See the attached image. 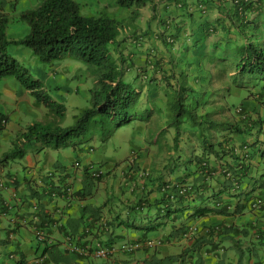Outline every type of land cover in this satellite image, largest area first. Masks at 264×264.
Segmentation results:
<instances>
[{
  "label": "trees",
  "instance_id": "16d2710c",
  "mask_svg": "<svg viewBox=\"0 0 264 264\" xmlns=\"http://www.w3.org/2000/svg\"><path fill=\"white\" fill-rule=\"evenodd\" d=\"M164 1H171L175 8L183 13L184 20L174 22L160 16L158 5ZM116 3L122 8L137 7L133 13L135 22L140 15V9L151 5L152 15L149 23L154 21L157 23L156 39H159L171 51H174L177 46L183 55L184 58L174 60L178 61V67L181 65L180 71L176 74L175 68L171 64V71H165L161 66V61L148 59V62H153L152 67L162 71L163 79L168 82L167 86H174V80L177 82V87L174 90V93L177 94L174 102L177 116L172 119V123L180 126L184 116H193V112L196 110V123L201 126V132L196 136L202 146L199 149V154L193 152V155L183 162L182 166L186 170L183 178L171 184L164 183V185H169H165L166 187L163 189L165 196L161 201H158L160 206L154 209V213H151L152 205L148 203L147 198L140 199L137 205L130 209V212L134 213L133 222L127 223L126 227L142 232V235L135 241H143L150 238L149 234L166 226L169 222L180 221L189 209L193 211L189 217L195 218L210 215L232 216L239 213L244 209L245 203H241L239 200L236 207L230 210V203L224 201L221 193L227 188L230 191L238 190L248 174V167L244 162L246 160L245 152L251 144L243 143L240 147L235 148L231 143V136L235 134L249 135L251 130L255 129L254 120L249 115L243 101L238 107L240 112L236 113L238 115L236 122L214 120L211 118L212 112L197 114L200 107L201 109L204 107L202 103L195 100V86L192 80L189 81V78L193 70H198L201 60L194 57L191 49H195L198 42H201V49L214 48L217 51L219 48H225L227 54H232L236 58V62L232 63L229 68L235 71L236 77L234 76L233 79L227 77L228 92L232 86L239 89L250 87L252 83H255L260 88L256 93H253V96L257 101L264 100V0H194L193 2L192 0H116ZM196 13L197 17H195ZM213 13H216L217 17L211 18ZM20 18L26 21L30 27L28 35L22 39H9L7 37L8 18L0 14V85L6 77L16 78L30 94L36 97L38 102L47 105L50 111L59 117L65 113V105L52 100L46 94L40 80L30 79L29 70L8 53L11 46L24 45L30 48L41 63H52L66 57L76 56L85 64L105 68L106 71L99 78L102 87L94 92L92 106L82 110L73 125L64 127L56 123L43 122L30 124L17 137L12 152L0 162L7 161L9 157H24L28 145H36L38 151L46 148L58 150L72 144L75 146L74 139L80 138L87 132L89 123L95 117H98L94 121L98 126H104L109 120H119V125L131 122L132 116L128 113V109L137 98L134 93L139 94L142 89L140 88L136 92L132 86L133 82H128L125 79L129 70V65H125V63L130 60L122 56L121 42L118 41L122 29L115 19L103 14L99 16L84 15L82 5L76 0H43L36 8L23 11ZM198 20L200 22L195 26ZM158 32L159 35H157ZM141 39L143 38L139 37L138 40ZM179 39L184 41L183 46L178 43ZM189 42L193 43L192 48ZM211 71L212 68L209 69L210 73ZM228 72V69L223 71L222 79L227 76ZM186 92H191L192 102H196V107H186V103L183 102V93ZM2 121L6 123L7 117L0 118V130L4 126L1 124ZM210 128L221 130V138L214 139V136L208 133ZM181 135L182 132L177 128L174 145L179 144L178 140ZM238 152L243 156H238ZM211 156L214 159L230 156L238 163L232 165L225 162L216 166L212 164ZM240 157L241 161H239ZM174 166L176 167V165ZM171 167L172 165H169L168 168L171 169ZM176 168L171 170L175 172ZM82 170L83 185L75 193L82 194L83 198L87 199L91 198L93 194L95 180L101 178L90 174V166H85ZM228 173L229 176H227ZM191 177L192 181L188 182ZM219 177H221L220 180H218ZM215 182L219 184L217 192L214 191ZM166 188L170 190L169 194ZM30 189L31 195L37 193L31 187H29ZM181 189H185L183 194L180 193ZM172 193L175 198H170ZM208 202L211 207L206 206ZM175 204L179 207L172 209L171 207ZM192 204L194 205L191 207ZM42 218L40 216L38 225L44 229L47 216H42ZM147 219H153L154 222L144 225V220ZM138 220L142 223L135 224ZM219 226H221L219 231L215 230V226H210L207 234L200 235L199 232L193 234L189 245L180 255L165 259L167 264H203V255L214 254L217 256L221 254L219 250L224 248L221 244L225 235H229L231 247L235 248L234 251L239 256L237 264H246V248L243 249L244 243L241 244L239 235V233H244L246 237V229H241L239 233L233 235L232 229L225 225ZM188 228L189 226L184 223L174 226L169 234L170 241L179 239ZM261 236L257 235L256 238L259 239ZM146 249L148 248L142 250ZM64 253L59 258L60 260L56 259V264L65 261L66 253ZM22 262L21 259L16 264H22Z\"/></svg>",
  "mask_w": 264,
  "mask_h": 264
},
{
  "label": "rangeland",
  "instance_id": "374dc122",
  "mask_svg": "<svg viewBox=\"0 0 264 264\" xmlns=\"http://www.w3.org/2000/svg\"><path fill=\"white\" fill-rule=\"evenodd\" d=\"M76 1L82 4V13L84 15H108L118 22V26L122 29L120 41L122 56L130 60L125 63V65H129L125 79L128 82H133L132 86L136 92L140 88H146L145 86L147 85L150 87L144 93H142L143 91L139 94L134 93L137 98L128 109V113L132 116L131 122L119 125V120H109L106 121L104 126H98V124L94 123L95 119H98V117H95L89 123L87 132L80 138L74 139L75 146L72 144L58 150L46 148L38 151L36 145H28L24 157L8 158V166L9 168L18 170L22 169L26 164L33 163L36 165V170L41 173H45L51 169L55 175V179L60 174L66 173L62 169V166L72 169L71 172L76 170L83 173V168H77L74 163L79 158V151L75 147L90 144L97 148L98 156L102 154L100 158L108 164L116 162L119 165L126 163L130 165L132 152H135L140 158L147 159L152 151H158L162 155V160L159 161L160 164L156 168H160V170L155 169L153 173L151 170L149 171L151 176L160 173L157 177L160 180L165 175L164 172L169 170V165H172L171 169L175 167L174 165L178 167L177 165L182 163L180 159L184 157L189 158L193 155V152L200 153L199 149L202 146L198 142L199 140L196 135H199L201 132V126L199 123H196V110L193 112V116H184L180 126L172 123V119L177 116V111L174 108V102L177 98L174 90L177 87V82L174 80V86H167L168 82L163 79L162 71L152 67L153 62L146 63L145 56H148L150 60L161 61V66L165 71L170 70V68L172 69L171 66H174L175 74L180 71L181 65L178 67V61L174 60L184 57L179 52L177 46L174 48V51H171L159 39H156L157 23L156 21L151 24L149 23L150 16L152 15L151 5L142 7L143 12L140 9V15L135 22L133 13L137 7L122 8L117 5L116 0H101V2H106L107 8L96 11L94 8L96 5L98 6V0ZM14 4L17 5V9L15 12H12L11 8H13ZM0 5H3L5 11L9 10L8 12L10 13V16L8 15L7 37L9 39H22L27 36L30 27L19 16L23 11L37 7L38 3L35 0H1ZM160 6L158 7L159 13L161 10ZM157 35H159V32ZM139 37L143 39L138 40ZM178 43H180V46H183L184 41L179 39ZM139 44H141V47L146 46L147 49L142 52L136 50ZM189 44L192 48L193 43L189 42ZM196 48V50H191L194 53V57L200 59L201 62L198 70L191 72L189 81L192 80L195 86V100L202 103L204 107L202 109L200 107L197 114L201 115L212 112L211 118L214 120L238 121L236 113L241 101L244 102V106H246V103L249 104V102L253 104V93H256L255 91L259 90L260 87L256 86L255 83H252L250 87L239 89L232 86L228 92L227 77L228 79L236 77L235 71L229 68L232 66V63L236 62V58L232 54H227L225 48H219L217 51L214 48L208 50L201 49V42L197 43ZM148 50H150V53H147ZM8 53L29 70L31 80H40L44 85L46 94L52 100L65 105L66 110L63 115L56 116L47 105L38 102L36 97L30 94L16 78H4L0 85V118L2 116L7 117L8 125L4 131V136L0 137L1 158H5L12 152L14 148L13 144L19 134L34 122L56 123L64 127L73 125L82 110L92 106L94 92L100 90L102 87L99 83V78L106 71L105 68L87 65L76 56L66 57L63 60L52 63H41L32 50L24 45L11 46L8 49ZM212 65L213 67H211ZM57 67L60 70L58 74L56 73ZM210 68H212L211 73L209 72ZM227 69L229 72L222 79V73ZM136 75L137 78L142 76L144 79H135ZM146 75L148 77H145ZM157 81L159 88L153 84ZM192 99L193 95L191 92L183 93V102L186 103L187 108L196 107V102L193 103ZM177 128L182 132V135L178 140L179 144L174 145ZM208 133L218 140L221 138L222 131L210 128ZM179 155L180 157H178ZM211 159H214V157L211 156ZM97 160L93 163L90 174L92 175V172L96 170H103L105 178L109 174L108 168L106 164H103L105 162H102L98 158ZM152 160L154 162V158L149 159L148 162L150 163ZM67 162L68 164L65 165ZM111 177L113 178V176ZM103 182L105 181L103 180ZM103 182L102 180H95V184L93 185V194L90 201L94 206H103L106 200L108 191L105 189ZM82 185V182L76 184L77 187ZM105 212L108 213V210H105ZM144 221V225L154 222L153 219ZM137 223L142 222L138 220ZM122 242H128V238L118 240L115 245L118 246ZM171 246V251L177 252L174 256L179 255L178 253L187 248V244L180 238L173 242ZM118 252L113 254L116 258L121 255ZM104 259L94 258L91 263L89 261H82L79 264L111 263ZM134 262L141 264V262H138V259L134 260L133 258L132 261L122 262V264H135ZM73 264L78 263L74 262Z\"/></svg>",
  "mask_w": 264,
  "mask_h": 264
},
{
  "label": "crops",
  "instance_id": "0c3cea01",
  "mask_svg": "<svg viewBox=\"0 0 264 264\" xmlns=\"http://www.w3.org/2000/svg\"><path fill=\"white\" fill-rule=\"evenodd\" d=\"M35 1L39 5L43 0ZM193 1L194 0H192V2ZM97 3L98 6L96 5L94 10L98 11L107 8L106 2L98 0ZM16 9L17 5L14 4L11 10L15 12ZM160 9V16L167 20L171 19L174 22H181V20L183 21L185 18L183 13L177 10L171 1H164ZM8 11L9 10L5 11L4 6L0 5V14L5 15L9 21L10 13ZM141 12H143L142 9ZM215 16L217 17V14L213 13L211 18H215ZM195 17H197V13ZM199 22L198 20L195 26H197ZM118 41H121V35ZM140 45L141 44L138 45L139 47H137L136 50L142 52L147 49L146 46L141 47ZM147 53H150V50H148ZM148 59L149 57L145 56L146 63H149ZM56 70L58 74L60 72L59 68L57 67ZM145 77L148 76L146 75ZM141 78L144 79L142 76H139L137 79ZM143 82L145 81L143 80ZM153 84L157 85L158 81ZM158 85L157 88H159ZM5 86L8 87L7 85ZM145 87L146 88H142V93L150 86L148 87L147 85ZM253 99L254 103H246V108L249 115H251L254 120L255 129L251 130L250 134L248 133L249 135L235 134L231 136V143L235 148L240 147L243 143L251 144L245 152L246 160L244 163L246 167H248V174L238 190L230 191V189L227 188L221 193L224 201L230 203V210L236 207L239 200L241 203H245L244 209L232 216L210 215L201 218L189 217L193 212L192 209H189L184 213L180 222H169L166 226L149 234L150 238L162 239V245L160 247L138 250L131 255L118 252L121 254L119 257L116 258L113 255L114 257L105 258L104 260L110 261L113 264H122V262L132 261L133 258L134 260L138 259V262H141V264H146V262L147 264H167L165 259L177 254V252L174 253L171 251V244L177 239L170 241L171 238H169V234L174 226L184 223L186 226H189V228L195 229V233L199 232L200 235L207 234L210 226L217 225H225L229 229H232L233 233H231L233 235L239 233L241 229H246V237L244 233H239L241 236V244L244 243L243 249L246 248V264H264V207L261 210H253L250 208V202L255 197H261L264 201V100L257 101L255 96H253ZM7 125L8 121L2 127L3 129L0 130V137L4 136ZM75 149L79 151V158L74 162L79 163V165L76 166L77 168L90 166L95 163V161H98L97 158L105 162L103 164H106L108 168L109 174L105 178L103 176L100 179L102 182L103 180L105 181L103 184L108 191L103 206H94L90 198L85 199L82 194L75 193L82 188V186H76L77 183L82 182V171L75 170L71 172L72 169L62 166V169H64L66 173L60 174L59 180L58 178H54L53 181H48L45 186H39L36 184L35 179L37 176L44 173L36 170L35 164H26L22 169L15 170L9 168L8 160L0 162V175L13 173L19 177V181L14 187L8 186L3 189L0 188V264H8V262H10L9 255L12 252L20 256L23 261L22 264H33L35 259L41 258L43 259L41 264H56V259L60 260L59 258L64 253L61 243L68 235L75 237L81 242L84 241L92 244H115L118 240L125 239L126 237L128 238V242L135 241L142 235V232L126 227L127 223L133 222L132 218L134 213L130 212V209L134 205H137L140 199L144 200L147 198L148 203L152 205L153 214L155 211L154 209L160 206L158 201H161L165 196L164 187L169 185L165 184V186L164 183L168 182L171 184L178 182L186 174V170L182 165L183 162L187 160V157L180 159L182 163L178 164L177 168L173 167L176 168L175 172H172L171 169L165 171V175L160 180L157 178L160 173L154 176L152 175L148 179H139L137 171L140 169L151 170L152 173L155 169L160 170V168H156L160 164L159 161L162 160V155L158 151H152L147 159L137 156V160L133 165H128L127 163L119 165L116 164V162L110 164L106 163V161L100 158L102 154L98 156L97 148L90 144L78 146L75 147ZM195 154H198V152H195ZM238 156L243 155L239 153ZM178 157H180V155ZM151 158H154V162L152 160L149 163L148 160H151ZM2 159L3 158L0 157V161ZM241 159L240 157L239 161H241ZM211 162L216 166L221 163L224 164L225 162L232 165L238 163L231 159L230 156H225L222 159H211ZM66 164H68V162L65 163V165ZM51 171L50 169L46 171L45 174ZM111 176H113V178ZM220 179L221 177L218 178V180ZM188 181L191 182L192 177L189 178ZM64 183H68L74 193H65L64 197L56 199L49 197L47 194L49 187L51 188L50 191L53 192L60 189L56 187L57 185ZM29 187L37 193L31 195V189L29 190ZM214 189V191L217 192L219 190V184H215ZM29 196H32L39 205V212L37 215L39 217L41 216V218L42 216H47V223H45L46 226L44 230L55 242L53 245L37 244L35 241V234L31 229L32 224L28 222L32 215L30 208L31 199H29ZM19 198H22L24 203L20 202L18 200ZM195 204L197 205L199 203ZM193 205L194 204L190 206L192 207ZM206 206L211 207L210 202H208ZM178 207L179 205L175 204L171 208ZM105 210H108V213H106ZM14 220L18 222L15 231L16 239L10 241L7 239V233L11 227H14ZM136 223L137 222H135V224ZM257 235L262 236L257 239ZM180 238L189 245L188 243L190 240H184L182 236ZM230 242L231 238L229 235H225L224 241L221 244L224 246L225 251L217 256L214 254L203 255V264H237L239 256L234 251L235 248L231 247ZM178 254L180 255L181 252ZM65 256V261L59 262V264H73L74 262L79 264L82 261H89L91 263V261L94 260L67 253Z\"/></svg>",
  "mask_w": 264,
  "mask_h": 264
},
{
  "label": "built area",
  "instance_id": "2783aa9c",
  "mask_svg": "<svg viewBox=\"0 0 264 264\" xmlns=\"http://www.w3.org/2000/svg\"><path fill=\"white\" fill-rule=\"evenodd\" d=\"M238 112H240V109H238ZM2 125H5L6 123L4 121L1 122ZM137 154L135 152H132V155L130 157V164H134L137 160ZM79 163H75V166H78ZM93 168V164L90 165V169ZM92 175L94 177L102 178L104 176L103 170H96L92 172ZM230 174L228 173L227 176ZM54 173L51 171L47 174H42L36 177L35 181L36 184L39 186H45L46 183L49 181H53L54 179ZM137 176L139 179H148L151 177V173L149 170L146 169H140L137 171ZM60 179V176L58 177V180ZM19 181V177L16 174H2L0 175V188H6L8 186L14 187L17 185V182ZM57 188H60L56 191H50L51 188L49 187L47 190V194L52 199L61 198L65 196V193L73 192L71 189V186L67 183L60 184L56 186ZM168 191V194L170 193V190L166 188ZM185 192V189H181L180 193L183 194ZM74 193V192H73ZM170 198H175L174 193L170 194ZM29 199H31L30 208L32 211V215L30 217V220L28 221L31 225V229L35 234V241L37 244H49L53 245L55 242L53 239H51L46 231L42 229L38 223L40 220V217L37 215L39 212V205L37 204L36 200L29 196ZM20 202L24 203V200L22 198L18 199ZM264 206V201L261 198H254L250 202V207L253 210H260ZM25 220V219H24ZM14 227H11L10 230H8L7 233V239L10 241H13L16 239V229L18 222L14 220ZM195 229L189 228L188 230L184 231L181 235L184 240H190L192 235L195 233ZM215 230L219 231L221 230V226H215ZM162 245V239L160 238H146L143 241H129V242H122L120 245L116 246L115 244L105 245L101 243L92 244L89 242H81L80 240H77L75 237L68 235L65 237L63 242L61 243V247L63 248V251L68 254H77L83 258H110L113 256V254L117 251L132 254L138 250H142L144 248H156L160 247ZM224 248H220L219 253H223ZM20 256L14 252H12L9 255V261L8 264H16L18 261H20ZM43 259H35L33 264H41Z\"/></svg>",
  "mask_w": 264,
  "mask_h": 264
}]
</instances>
